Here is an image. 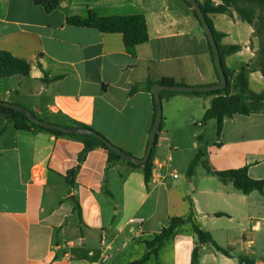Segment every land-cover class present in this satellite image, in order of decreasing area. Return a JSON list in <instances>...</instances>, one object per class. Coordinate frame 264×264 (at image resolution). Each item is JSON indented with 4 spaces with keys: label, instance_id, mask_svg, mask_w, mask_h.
Segmentation results:
<instances>
[{
    "label": "crops",
    "instance_id": "crops-1",
    "mask_svg": "<svg viewBox=\"0 0 264 264\" xmlns=\"http://www.w3.org/2000/svg\"><path fill=\"white\" fill-rule=\"evenodd\" d=\"M192 9L184 0H62L48 13L33 0H0V51L31 67L28 76L0 79V102L22 106L43 122L83 124L143 158L155 120L154 85L167 78L187 87L219 83ZM88 10L101 17L143 15L148 41L133 57L121 34L67 24ZM207 17L224 34L221 46L239 47L224 56L225 67L234 77L245 68L249 90L264 95L254 26L232 7ZM160 94L152 165L162 166L148 184L143 166L110 161L100 147L79 163L80 141L2 123L0 264H131L146 255L145 242L170 219L189 217L158 259L142 264H191L195 247L197 264H239L240 256L245 264H264V187L243 194L206 169L247 167L249 178L264 180V113L225 118L218 138L216 120L202 121L216 95ZM199 151L201 161L189 175ZM192 225L230 256L200 244Z\"/></svg>",
    "mask_w": 264,
    "mask_h": 264
},
{
    "label": "trees",
    "instance_id": "trees-1",
    "mask_svg": "<svg viewBox=\"0 0 264 264\" xmlns=\"http://www.w3.org/2000/svg\"><path fill=\"white\" fill-rule=\"evenodd\" d=\"M36 4L41 5L46 12L50 13L55 10L62 0H33ZM185 1V0H184ZM222 4L214 6L211 1L205 0L203 3L198 4L204 13L208 25L213 33L214 39L217 43L222 68L227 79L226 87L222 90L203 92V93H192V94H207L216 95L217 97L212 101L210 108L206 111L203 117V123L208 120H216V134L219 138L223 130V121L225 118H232L235 115H251L256 113H264V95L252 93L248 88V81L245 68H242L241 72L234 77L233 74L224 65V56L235 53L239 50L238 46H221L220 41L224 37V34L218 33L207 17L208 14H220L228 12V8L232 7L239 15L240 19L253 25L255 28L256 35L259 39V55H260V67L261 74L264 78V15L261 11L264 8V0H221ZM186 2V1H185ZM186 4L192 8V6L186 2ZM257 10H259L257 12ZM195 18L199 21L196 12L192 9ZM67 24L77 27L92 28L104 33H119L123 37V43L126 52L135 57L136 47L145 44L148 41L147 24L145 17L143 15H129V16H108L101 17L95 14L93 11L88 10L85 17L73 16L67 18ZM202 25V24H201ZM208 40V39H207ZM209 43V41H208ZM210 46V44H209ZM211 49V47H210ZM211 56L212 60L213 53ZM30 64L24 60L17 59L11 54L5 51H0V79L10 78L14 75L28 76L30 73ZM217 72V70L215 69ZM218 75V73H217ZM219 78V75H218ZM220 80V79H219ZM43 81L47 82L46 78ZM164 85H175L172 79H164L162 82ZM152 82L147 85V90L151 92ZM137 87L134 86L129 94L134 93ZM169 92V91H168ZM164 93V92H163ZM174 93V92H172ZM6 102H0V132L2 131L1 125L3 122H10L13 124L14 128L18 131L31 132L32 130L44 131L52 134L56 137H66L70 139H75L83 144V150L78 155V162H82L85 156L95 148H102L107 151L109 160L122 159L120 156L114 152L108 150L104 144L96 137L89 135H68L63 134L59 131H50L42 127H39L29 121L23 114L17 110L12 109L8 105L4 104ZM154 112L156 116L155 104ZM34 114V113H33ZM69 125L67 127H76L82 129H93L71 120L68 121ZM154 123V122H153ZM161 126L159 128V131ZM151 130V129H150ZM99 136L103 137L98 132L94 131ZM150 133V131H149ZM158 135L155 139V144L150 155L148 162L143 165L144 170V180L145 184H148L151 180V169L154 155V148L157 144ZM148 143V141H147ZM202 153L199 151L195 158L191 161L188 174L193 172L194 167L201 161ZM129 165L137 167L130 162ZM207 171L216 176L223 182H231L233 186L241 191L243 194H249L252 191L262 192L264 187V180H252L247 174V167L240 169H233L227 171H212L206 167ZM77 168L73 169L70 173L73 175ZM73 182V181H72ZM220 215V214H219ZM190 222L191 217L184 220L181 218H172L169 220L168 224L164 226L158 233L154 234L153 238L146 241L147 253L139 261L133 262L131 264H142L150 256H154L156 260L158 259V253L164 246L165 242L168 241L175 233L176 229L181 225ZM193 232L197 237L200 244L209 243L214 249L225 256H230L228 250H225L218 246L211 238V236L201 231L197 226L192 225ZM198 258V247H195L192 252L191 264H197ZM246 258L240 256L238 258L239 264H245ZM158 264V263H157Z\"/></svg>",
    "mask_w": 264,
    "mask_h": 264
},
{
    "label": "water",
    "instance_id": "water-1",
    "mask_svg": "<svg viewBox=\"0 0 264 264\" xmlns=\"http://www.w3.org/2000/svg\"><path fill=\"white\" fill-rule=\"evenodd\" d=\"M188 2L193 10L196 12L198 19L200 20L205 35L209 41L212 53H213V58H214V65L215 69L217 70V73L219 75V83L214 86H202V87H187V86H180V85H161V84H156L152 87V94L154 97V103H155V110H156V116L154 123L151 127L149 136H148V143H147V148L146 152L143 158H135L121 149L115 147L113 144H111L107 139L104 137L99 136L97 133H95L92 130L89 129H82V128H76V127H67V126H61L57 124H51L47 122H43L39 120L32 112L27 110L26 108L16 105V104H10V103H4L11 107L14 110H17L21 114H23L29 121H31L33 124L42 127L46 130H52V131H59L63 134H68V135H89V136H94L98 138L104 146L123 158L125 161L132 163L135 166H143L145 165L152 153L154 144H155V139L156 136L159 132V128L161 126L162 122V103H161V92L162 91H170V92H178V93H203V92H211V91H217V90H222L226 87L227 84V79L225 77L222 64H221V58H220V53L219 49L217 46V43L214 39L213 33L208 25L207 19L202 12L197 0H185Z\"/></svg>",
    "mask_w": 264,
    "mask_h": 264
},
{
    "label": "built area",
    "instance_id": "built-area-1",
    "mask_svg": "<svg viewBox=\"0 0 264 264\" xmlns=\"http://www.w3.org/2000/svg\"><path fill=\"white\" fill-rule=\"evenodd\" d=\"M162 166V164L159 162V163H156L155 166L152 165V169H151V178H154L155 175H156V168L158 167V169ZM174 178L177 177V175H173ZM259 264V263H257Z\"/></svg>",
    "mask_w": 264,
    "mask_h": 264
}]
</instances>
